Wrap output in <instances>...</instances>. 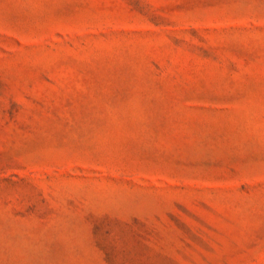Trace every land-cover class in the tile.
<instances>
[{"label":"rangeland","instance_id":"rangeland-1","mask_svg":"<svg viewBox=\"0 0 264 264\" xmlns=\"http://www.w3.org/2000/svg\"><path fill=\"white\" fill-rule=\"evenodd\" d=\"M0 264H264V0H0Z\"/></svg>","mask_w":264,"mask_h":264}]
</instances>
